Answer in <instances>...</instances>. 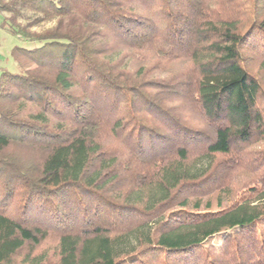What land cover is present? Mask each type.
Returning <instances> with one entry per match:
<instances>
[{
  "label": "trees",
  "instance_id": "trees-1",
  "mask_svg": "<svg viewBox=\"0 0 264 264\" xmlns=\"http://www.w3.org/2000/svg\"><path fill=\"white\" fill-rule=\"evenodd\" d=\"M0 12V264H264V0Z\"/></svg>",
  "mask_w": 264,
  "mask_h": 264
},
{
  "label": "rangeland",
  "instance_id": "rangeland-1",
  "mask_svg": "<svg viewBox=\"0 0 264 264\" xmlns=\"http://www.w3.org/2000/svg\"><path fill=\"white\" fill-rule=\"evenodd\" d=\"M5 15L0 12V77L1 70L7 69L14 73L17 71V65L11 56V50L15 47H28L33 46L32 44L23 41L22 39L11 35L1 27V22L4 20ZM46 25L45 27H49ZM40 30L41 28H35Z\"/></svg>",
  "mask_w": 264,
  "mask_h": 264
}]
</instances>
